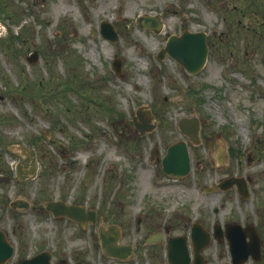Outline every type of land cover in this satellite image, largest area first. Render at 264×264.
Segmentation results:
<instances>
[{
    "label": "rangeland",
    "instance_id": "1",
    "mask_svg": "<svg viewBox=\"0 0 264 264\" xmlns=\"http://www.w3.org/2000/svg\"><path fill=\"white\" fill-rule=\"evenodd\" d=\"M205 1L5 0L0 30L8 27L21 39L8 46L0 37V179L10 165L7 143L34 141L42 165L31 188L36 208L50 197L98 205L105 222L121 225V240L129 243L147 235L148 205L192 203L186 218L218 207L209 221L239 220L255 225L264 237V38L236 24L230 44L225 0H212L214 13ZM147 14L162 19L159 32L143 25ZM102 20L120 32L118 41L102 36ZM184 28L211 37L207 65L197 74L168 55L158 59L168 37ZM34 50L40 59L30 64L26 56ZM118 56L121 74L112 65ZM144 105L152 108L157 125L140 136L132 117ZM193 114L221 134L226 160L223 166L218 162L217 145L210 153L205 143L191 144L192 178L172 184L164 178L161 159L171 143L185 139L178 120ZM155 146L159 160L153 157ZM231 175L246 179L248 198L236 186L205 191ZM10 188L0 180L1 194H11ZM1 213L0 218L14 220L19 233L24 229L28 252L37 232L51 243L79 235L75 223L66 227L46 211L32 209L23 217ZM22 218L25 228L18 224ZM79 241L90 247V239ZM139 245L145 247L144 239ZM207 253L212 264L231 261L224 242L212 243ZM244 264H264V259Z\"/></svg>",
    "mask_w": 264,
    "mask_h": 264
},
{
    "label": "flooded vegetation",
    "instance_id": "2",
    "mask_svg": "<svg viewBox=\"0 0 264 264\" xmlns=\"http://www.w3.org/2000/svg\"><path fill=\"white\" fill-rule=\"evenodd\" d=\"M235 0H225V15L224 20L229 27V41L230 44L233 42L234 31L237 30L236 27H245L250 29L253 35L257 38L263 39L264 36V0H241V2L234 3ZM205 8L209 12L214 13L217 11L212 0L205 1ZM7 9V3L5 0H0V19H4L5 10ZM2 19V20H3ZM246 19V20H245ZM237 24V25H236ZM3 25V24H2ZM236 25L234 31L233 26ZM1 29V27H0ZM5 33L0 30V37L4 38L2 40L11 45L14 41H19L21 39L20 35L10 34L7 27L4 28ZM186 29V28H184ZM183 29V30H184ZM193 31H199V29H193ZM119 35L120 32L118 31ZM10 34V35H9ZM15 35V36H13ZM246 46H248L249 41L246 40ZM264 41V39L262 40ZM207 42L209 48L211 47V37L207 32ZM233 45H230V47ZM231 53L234 50H230ZM221 134L214 133L205 124H201L200 139L201 143L197 146H201L206 143L208 138L212 139L213 147L219 145L218 140ZM32 144L24 143H7L6 152L10 159V165H5L3 170V176L0 180L3 181L4 185L8 183L11 184L10 194L8 191L0 193V209L5 213L12 212L16 215L18 212V217H23L26 211H31L32 209L40 213V211H46L50 217H55L51 211L46 209V202L48 201H64L69 205H79L83 206L86 211V217L83 220H74L70 216H59L55 217L56 221H62L65 226L68 222L75 223L79 227L80 231L77 232L76 237H67V241H58L51 243L46 241V238L41 232H37L36 244L33 246V251L28 252L26 243L24 242L23 234L24 229L19 233L17 227L12 225L14 220H4L0 218V238L3 240L1 246V255H8L9 249L12 248V254L7 256V259L3 264H18L21 261L29 260L34 258L33 264H172L169 261V246L172 244V248L177 253V260L173 264H212V258L208 255L207 251L212 245V243L224 242L228 247V252L232 258V252L228 243L227 225L236 223L237 221L231 220L227 223H220L217 221H209L208 217H214V214L219 211L218 207H214L211 214H203L195 218L185 217V212H191L193 209V204H179L182 206L184 211H179L176 207L178 204H158V205H148V233L145 236L140 237L139 240L133 242L125 243L121 240L122 227L117 225L115 222H105L104 216L100 214L98 205L89 206L87 203L82 201H70L67 198H48L44 201V207L36 208L34 201L32 200L35 196V192L31 190L32 185L35 183L36 179L41 174L42 165L39 159V152L37 147ZM25 145L29 149L34 151L32 156H27L23 154L17 147L19 145ZM211 153V149L209 148ZM30 158V159H29ZM29 160L30 163L27 168L19 173L17 171L18 164H21L25 160ZM12 161V162H11ZM164 178L170 179L172 184L183 181L185 178H175L169 177L164 174ZM187 178V177H186ZM189 178V177H188ZM187 178V179H188ZM215 184V183H214ZM176 201L177 198L175 197ZM155 207V208H154ZM168 207H174L172 213H166L165 210ZM113 211V210H111ZM120 211V210H119ZM89 212V213H88ZM166 214V215H164ZM2 217V213L0 214ZM62 218L66 220H62ZM23 218L18 221L23 227ZM219 223L220 225H216ZM243 228H246L247 223H241ZM118 226V234L102 235L110 230L111 227ZM67 227V226H66ZM117 227V228H118ZM25 228V226L23 227ZM259 245H260V260L264 259V237L260 230L256 227ZM83 232H89V236H84ZM20 235L17 238V235ZM23 238V241L20 242ZM201 238L199 240L203 241L204 245L197 247L195 245V239ZM83 239H90V247H86L81 241ZM144 239L145 247H141L139 242ZM249 240V236L246 238ZM70 240V241H69ZM109 240L115 242L118 246L119 254L117 256L109 255L105 252L103 241ZM24 245V246H23ZM98 251V252H94ZM92 252V253H91ZM146 255V259L142 257ZM13 259H15L13 263ZM252 259L249 258L248 261ZM245 261L244 263L248 262ZM242 263V264H244Z\"/></svg>",
    "mask_w": 264,
    "mask_h": 264
},
{
    "label": "water",
    "instance_id": "3",
    "mask_svg": "<svg viewBox=\"0 0 264 264\" xmlns=\"http://www.w3.org/2000/svg\"><path fill=\"white\" fill-rule=\"evenodd\" d=\"M145 23L150 28H159V24L154 17H145ZM101 32L105 37L115 40L117 34L113 25L109 22L102 21L101 23ZM165 51H168L174 58H176L182 65H184L190 72H198L204 65L208 52V45L206 43V35L203 32L191 33L185 31L181 36L173 35L169 38L167 45L162 49L161 56ZM39 53L34 51L28 60L31 63H34L38 60ZM114 67L117 71H120V61L114 62ZM1 98V97H0ZM154 118L150 109L144 110L140 107L137 111V115L134 116V123L136 130L141 134H144L147 131L152 130L155 127V124L152 123ZM183 133L187 134L194 143L199 142V128L200 121L198 117H183L178 122ZM26 164V161L24 162ZM163 168L167 174L175 175L178 177L188 174L190 171V155L188 151V146L185 141H178L171 144L167 150L166 155L163 158ZM234 183H237L240 193L248 197V191L246 185L241 181V179L236 177H231L223 181L220 185L221 188H228ZM47 207L51 210H54L56 214L69 215L75 219L83 220V208L67 206L64 203L60 202H48ZM74 211L78 212L75 214ZM251 240L247 242L245 240L246 232L243 229L235 224L228 226L227 234L231 245V250L233 253V259L235 264H239L241 261L248 258L251 254L255 259L259 258V238L256 231L252 228V231H247ZM198 247L202 246L203 242L196 241ZM3 240L0 238V263H2L7 256H10L12 253V248L9 249L8 255H1V246ZM173 242L169 247V259L171 262L177 260V253L172 248ZM104 247L110 254H118V248L114 245V242L109 240L104 241ZM34 258L30 260H25L19 262L18 264H33ZM226 264V263H225Z\"/></svg>",
    "mask_w": 264,
    "mask_h": 264
},
{
    "label": "bare ground",
    "instance_id": "4",
    "mask_svg": "<svg viewBox=\"0 0 264 264\" xmlns=\"http://www.w3.org/2000/svg\"><path fill=\"white\" fill-rule=\"evenodd\" d=\"M95 47H93V49H94ZM91 52H92V50H91ZM110 159H112V160H114V158L112 157V155L110 156Z\"/></svg>",
    "mask_w": 264,
    "mask_h": 264
}]
</instances>
